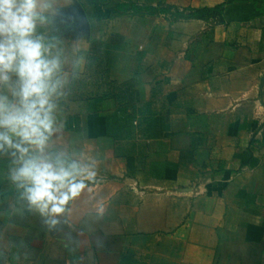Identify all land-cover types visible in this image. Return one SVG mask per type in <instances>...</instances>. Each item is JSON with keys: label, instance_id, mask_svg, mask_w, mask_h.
<instances>
[{"label": "crops", "instance_id": "1", "mask_svg": "<svg viewBox=\"0 0 264 264\" xmlns=\"http://www.w3.org/2000/svg\"><path fill=\"white\" fill-rule=\"evenodd\" d=\"M42 16L61 87L42 148L0 127V264H264V0H52ZM29 160L69 174L55 226L13 179Z\"/></svg>", "mask_w": 264, "mask_h": 264}, {"label": "clouds", "instance_id": "2", "mask_svg": "<svg viewBox=\"0 0 264 264\" xmlns=\"http://www.w3.org/2000/svg\"><path fill=\"white\" fill-rule=\"evenodd\" d=\"M51 7L52 0H0V84L10 80L9 73L16 74L21 98L18 111L23 113L19 117L5 115L6 98L0 97V127L10 126L15 119L20 129L17 134L39 148L51 132L53 96L61 87L59 55L49 58L50 46L42 38H33L37 21L43 20L42 12ZM0 140L11 143L3 135ZM62 172L67 178L69 174L64 170L57 171L51 164L29 160L13 176L14 180L23 178L34 185L27 190L29 205L41 216L48 217L46 223L51 226L59 223L53 217L64 211L60 205L68 199L62 193Z\"/></svg>", "mask_w": 264, "mask_h": 264}]
</instances>
